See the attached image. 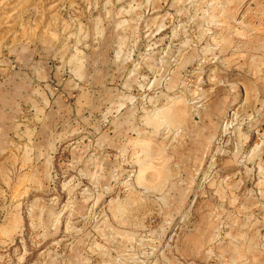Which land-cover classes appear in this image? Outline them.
Instances as JSON below:
<instances>
[{"label": "crops", "instance_id": "crops-1", "mask_svg": "<svg viewBox=\"0 0 264 264\" xmlns=\"http://www.w3.org/2000/svg\"><path fill=\"white\" fill-rule=\"evenodd\" d=\"M137 4L157 13L166 5L187 7L188 0H0V215H8L0 222V264L48 262L43 242L34 254L35 245L19 239L27 228L23 199L44 180L50 136L64 135L71 117L72 132L97 129L101 99L107 145L122 136L132 165L138 144L145 153L138 166L156 168L135 177L137 188L112 201L103 223L124 235L135 263L264 264V23L243 31L242 16L208 18L217 25L185 35L163 79L114 84L85 77L120 70L125 78L134 69L158 74V44L147 47L144 39L161 43L163 18L131 16ZM230 108L247 121L235 131L239 148L218 160L206 190H195ZM72 151L75 160L95 158L85 144ZM183 215L185 235L161 251Z\"/></svg>", "mask_w": 264, "mask_h": 264}, {"label": "rangeland", "instance_id": "rangeland-1", "mask_svg": "<svg viewBox=\"0 0 264 264\" xmlns=\"http://www.w3.org/2000/svg\"><path fill=\"white\" fill-rule=\"evenodd\" d=\"M154 14L163 18L161 43L147 38L144 44L147 47L158 44L160 54L156 55V76L152 74L153 70L134 69L126 72L125 78H122L120 70L90 71L85 72V77L95 79L97 83L107 80L114 84L121 83L123 79L126 82L140 81L141 77L153 80L160 76L163 79L169 72L166 65L171 52L180 44L185 46V35L198 37L200 32L217 25L208 18L225 15L242 16L243 31L252 30L253 24L264 23V0H188L187 7L166 5L157 13L140 4L131 6V16L145 19ZM261 29L264 30V26ZM146 58V63L152 65L154 56ZM69 74L71 76L73 72ZM97 89L104 96L103 90L100 87ZM99 101L97 129L92 127L82 129L80 133L72 132L74 118L71 117L62 124L66 131L64 135L50 136L48 166L41 174L44 180L34 182L28 198L23 199L25 213L22 220L27 228L19 239L30 240L35 245L34 254L40 251V243L43 242L47 252L44 254H48V262L44 261V264H137L124 235L116 230H107L105 221L110 219L112 201L122 197L129 186L137 188L135 177L139 173L149 175L156 168L138 166L139 158L145 157L143 147L140 149L138 144L134 145L137 159L132 165L131 157L123 151L127 142L122 140V136L115 137L113 148L107 145L105 134H102L109 126L105 117L106 106L104 100ZM81 144L93 150L95 158L92 161L75 160L72 149ZM204 164L195 180V190L207 189L209 182L203 181L206 175ZM157 169L160 171V168ZM217 170L218 166L209 181L216 178ZM7 218V214H1L0 222ZM173 227H176V236L183 238L185 216H179ZM36 244L40 246L36 247ZM74 255L76 261H73ZM34 264H42L41 259H36ZM141 264H151V259L147 258Z\"/></svg>", "mask_w": 264, "mask_h": 264}, {"label": "built area", "instance_id": "built-area-1", "mask_svg": "<svg viewBox=\"0 0 264 264\" xmlns=\"http://www.w3.org/2000/svg\"><path fill=\"white\" fill-rule=\"evenodd\" d=\"M200 106H194V116L197 118V112ZM247 127V121L239 120L237 111L235 108H230L226 111L225 115L221 119L219 133L213 141L212 149L206 155L205 158V173L203 181L209 182L210 175L217 166L218 160L229 157L236 153L239 148L238 141L235 138V131L240 129H245ZM154 220H149L147 224L146 231L149 232L154 226ZM176 236V227L167 233L164 239L160 243V250L165 251L169 249L174 242Z\"/></svg>", "mask_w": 264, "mask_h": 264}]
</instances>
